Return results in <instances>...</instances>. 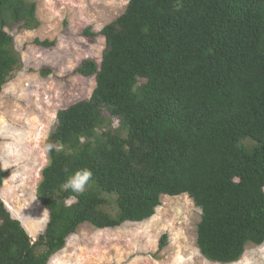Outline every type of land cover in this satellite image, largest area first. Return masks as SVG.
I'll use <instances>...</instances> for the list:
<instances>
[{"label":"trees","instance_id":"trees-1","mask_svg":"<svg viewBox=\"0 0 264 264\" xmlns=\"http://www.w3.org/2000/svg\"><path fill=\"white\" fill-rule=\"evenodd\" d=\"M39 26L33 0H0V93L22 66L12 35ZM89 98L57 111L36 198L48 213L32 239L0 196V264H48L83 223L150 219L163 196L201 210L196 245L231 264L264 243V0H129L98 32ZM44 47L52 41H37ZM48 70H42L45 74ZM48 145H52L51 150ZM82 193L62 184L79 170ZM6 172L0 164V187ZM166 246L162 235L157 251Z\"/></svg>","mask_w":264,"mask_h":264},{"label":"rangeland","instance_id":"rangeland-1","mask_svg":"<svg viewBox=\"0 0 264 264\" xmlns=\"http://www.w3.org/2000/svg\"><path fill=\"white\" fill-rule=\"evenodd\" d=\"M33 1L39 26L8 31L22 66L0 93V164L6 172L0 196L10 215L36 239L48 220L36 198L47 164L46 138L57 111L89 98L95 87L93 76L73 70L84 59L99 64L105 48L103 36L91 41L82 33L87 27L101 30L124 12L129 0ZM44 40L53 45L37 43ZM200 214L187 194L163 196L148 220L106 229L81 224L48 264H219L206 260L197 248ZM164 234L166 246L158 252ZM231 264H264V243H247L241 259Z\"/></svg>","mask_w":264,"mask_h":264},{"label":"clouds","instance_id":"clouds-1","mask_svg":"<svg viewBox=\"0 0 264 264\" xmlns=\"http://www.w3.org/2000/svg\"><path fill=\"white\" fill-rule=\"evenodd\" d=\"M52 145H48V149L51 150ZM92 177L90 170H79L71 174L66 178L62 184L64 191L71 190L74 193H82L85 190V186L88 184Z\"/></svg>","mask_w":264,"mask_h":264}]
</instances>
